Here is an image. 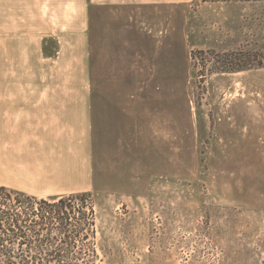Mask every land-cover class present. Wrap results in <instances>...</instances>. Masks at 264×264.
<instances>
[{"label":"rangeland","instance_id":"obj_1","mask_svg":"<svg viewBox=\"0 0 264 264\" xmlns=\"http://www.w3.org/2000/svg\"><path fill=\"white\" fill-rule=\"evenodd\" d=\"M31 1L0 0V18L31 10ZM92 12L85 191L95 234L71 248L91 254L81 264H264V1ZM10 32L4 19L0 87L45 85L38 48Z\"/></svg>","mask_w":264,"mask_h":264},{"label":"crops","instance_id":"obj_2","mask_svg":"<svg viewBox=\"0 0 264 264\" xmlns=\"http://www.w3.org/2000/svg\"><path fill=\"white\" fill-rule=\"evenodd\" d=\"M151 1L160 0H32L31 10L1 16L16 44L38 48L35 60L41 56L49 74L45 85L0 87V184H40L53 194L90 189L92 7Z\"/></svg>","mask_w":264,"mask_h":264},{"label":"trees","instance_id":"obj_3","mask_svg":"<svg viewBox=\"0 0 264 264\" xmlns=\"http://www.w3.org/2000/svg\"><path fill=\"white\" fill-rule=\"evenodd\" d=\"M94 234L95 211L89 191L39 197L0 184V264L88 263L90 253L86 256L71 248L90 242Z\"/></svg>","mask_w":264,"mask_h":264}]
</instances>
